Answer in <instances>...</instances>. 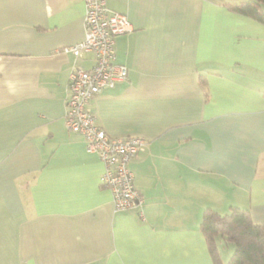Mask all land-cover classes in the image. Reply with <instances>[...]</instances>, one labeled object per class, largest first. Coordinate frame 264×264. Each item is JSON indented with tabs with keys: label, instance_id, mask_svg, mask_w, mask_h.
Returning <instances> with one entry per match:
<instances>
[{
	"label": "crops",
	"instance_id": "obj_1",
	"mask_svg": "<svg viewBox=\"0 0 264 264\" xmlns=\"http://www.w3.org/2000/svg\"><path fill=\"white\" fill-rule=\"evenodd\" d=\"M252 1L106 0L134 27L116 38L129 73L88 110L146 141L129 164L143 206L116 210L65 122L70 74L95 63L63 51L84 0H0V264H213L206 209L264 224V23L231 8Z\"/></svg>",
	"mask_w": 264,
	"mask_h": 264
},
{
	"label": "built area",
	"instance_id": "obj_2",
	"mask_svg": "<svg viewBox=\"0 0 264 264\" xmlns=\"http://www.w3.org/2000/svg\"><path fill=\"white\" fill-rule=\"evenodd\" d=\"M84 5L85 39L63 51L75 58L92 53L95 63L91 70L76 68L70 74L66 126L82 136L87 151L97 154L104 164L101 184L111 191L115 209L140 208L144 199L129 164L145 151V139L109 137L88 110L103 89L114 88L127 79L128 68L116 63V38L132 33L134 27L127 15L112 11L106 0H84Z\"/></svg>",
	"mask_w": 264,
	"mask_h": 264
},
{
	"label": "trees",
	"instance_id": "obj_3",
	"mask_svg": "<svg viewBox=\"0 0 264 264\" xmlns=\"http://www.w3.org/2000/svg\"><path fill=\"white\" fill-rule=\"evenodd\" d=\"M264 0H253L231 6L240 14L264 23L262 5ZM213 264H264V224L255 223L249 210L232 207L221 215L206 209L200 224ZM219 241L232 245L234 253L228 263H224Z\"/></svg>",
	"mask_w": 264,
	"mask_h": 264
},
{
	"label": "rangeland",
	"instance_id": "obj_4",
	"mask_svg": "<svg viewBox=\"0 0 264 264\" xmlns=\"http://www.w3.org/2000/svg\"><path fill=\"white\" fill-rule=\"evenodd\" d=\"M230 247H233L232 245H230Z\"/></svg>",
	"mask_w": 264,
	"mask_h": 264
}]
</instances>
